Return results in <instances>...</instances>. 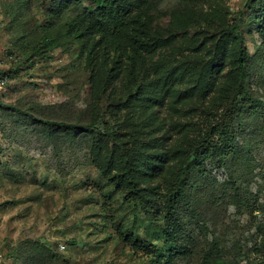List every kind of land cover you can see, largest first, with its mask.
Here are the masks:
<instances>
[{"label":"rangeland","instance_id":"1","mask_svg":"<svg viewBox=\"0 0 264 264\" xmlns=\"http://www.w3.org/2000/svg\"><path fill=\"white\" fill-rule=\"evenodd\" d=\"M91 5L0 0V264H264V0H156L150 53L76 34ZM228 102L224 154L195 153Z\"/></svg>","mask_w":264,"mask_h":264},{"label":"trees","instance_id":"2","mask_svg":"<svg viewBox=\"0 0 264 264\" xmlns=\"http://www.w3.org/2000/svg\"><path fill=\"white\" fill-rule=\"evenodd\" d=\"M154 1L156 0H95V5H91L86 8L83 14L73 20L72 26L78 35H84L93 30L98 31L101 34V38L99 40L103 39V43H107L112 39L124 36L133 50L150 53L155 50L159 41L149 32L144 17L147 14L148 7ZM186 1L195 2L198 0ZM93 19L95 20L94 23L92 22ZM106 31L110 32L109 35L106 34ZM116 32L120 35H116ZM231 36L236 40L237 50V56L232 60L235 67L231 72V75L236 74L238 80H242V82L237 85V94H242L244 91L243 79L246 75L248 55L246 53V48L242 44V36L237 33L234 34V32ZM45 41L49 44L54 43L53 38H46ZM90 56L89 61L91 62L92 55ZM224 106L225 107L217 114L216 122L210 127L207 133V141L201 140L199 144L193 147V149H195V153L205 154L212 151L217 155L224 154L223 144L226 140L229 142V139L233 137L230 130V124L228 123V115L232 111L234 105L233 103L228 102ZM39 120L49 124L50 126L67 127L72 130L84 129L94 132V128L96 127V121L87 124H79L75 122L67 123L52 119ZM211 138H213L214 141H211ZM128 154V151H125L124 156L127 163L130 162ZM189 155L190 154H188L183 161L181 172H183V167L188 165L190 161ZM125 172L126 171H124L123 174ZM180 194H182V192ZM177 233L178 227H172L170 230H167L166 244L169 245V249L172 252H183L180 250L182 247L177 245L176 239L174 238ZM36 251V254L40 255L39 260L41 262H44V257L47 254L52 256L46 245L37 244Z\"/></svg>","mask_w":264,"mask_h":264},{"label":"built area","instance_id":"3","mask_svg":"<svg viewBox=\"0 0 264 264\" xmlns=\"http://www.w3.org/2000/svg\"><path fill=\"white\" fill-rule=\"evenodd\" d=\"M6 83H7V75L6 74L0 75V90L5 87Z\"/></svg>","mask_w":264,"mask_h":264}]
</instances>
